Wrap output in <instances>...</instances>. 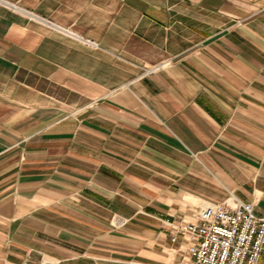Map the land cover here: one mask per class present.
Masks as SVG:
<instances>
[{
    "label": "crops",
    "instance_id": "crops-1",
    "mask_svg": "<svg viewBox=\"0 0 264 264\" xmlns=\"http://www.w3.org/2000/svg\"><path fill=\"white\" fill-rule=\"evenodd\" d=\"M207 203L264 217V0H0V264H177Z\"/></svg>",
    "mask_w": 264,
    "mask_h": 264
},
{
    "label": "built area",
    "instance_id": "built-area-1",
    "mask_svg": "<svg viewBox=\"0 0 264 264\" xmlns=\"http://www.w3.org/2000/svg\"><path fill=\"white\" fill-rule=\"evenodd\" d=\"M175 229L173 240L178 234L187 240L177 264H258L264 247V217L256 215L252 203H207L197 210L196 221Z\"/></svg>",
    "mask_w": 264,
    "mask_h": 264
},
{
    "label": "rangeland",
    "instance_id": "rangeland-1",
    "mask_svg": "<svg viewBox=\"0 0 264 264\" xmlns=\"http://www.w3.org/2000/svg\"><path fill=\"white\" fill-rule=\"evenodd\" d=\"M89 43V42H88ZM91 43V42H90ZM164 65V64H163ZM152 69H155L154 67H152V68H149V70H152Z\"/></svg>",
    "mask_w": 264,
    "mask_h": 264
}]
</instances>
